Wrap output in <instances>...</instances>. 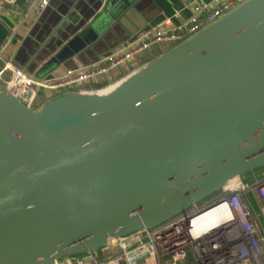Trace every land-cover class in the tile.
Wrapping results in <instances>:
<instances>
[{"label":"water","instance_id":"obj_1","mask_svg":"<svg viewBox=\"0 0 264 264\" xmlns=\"http://www.w3.org/2000/svg\"><path fill=\"white\" fill-rule=\"evenodd\" d=\"M35 1L12 8L25 12ZM141 2L51 0L42 19L53 8L57 24L89 12L42 52L52 56L86 24L52 63L96 50L100 38L129 29L127 19L136 22ZM44 58L25 72L42 81ZM42 93L23 100L9 73L0 75V264L101 260L264 176V0H242L102 88Z\"/></svg>","mask_w":264,"mask_h":264},{"label":"built area","instance_id":"obj_2","mask_svg":"<svg viewBox=\"0 0 264 264\" xmlns=\"http://www.w3.org/2000/svg\"><path fill=\"white\" fill-rule=\"evenodd\" d=\"M241 1H189L176 15L193 12L188 20L176 23L172 18L152 26L99 62L69 70L58 78L37 80L1 56L0 75L9 73L23 100H38L40 87L99 89L114 73L134 68L144 56L198 32ZM49 2L36 0L29 11L42 13ZM120 247L115 255L88 259L83 264H264V177L252 181L248 189L233 188L191 214L138 237L132 245L125 243Z\"/></svg>","mask_w":264,"mask_h":264},{"label":"crops","instance_id":"obj_3","mask_svg":"<svg viewBox=\"0 0 264 264\" xmlns=\"http://www.w3.org/2000/svg\"><path fill=\"white\" fill-rule=\"evenodd\" d=\"M26 1L27 0H14V2H11L9 4L0 2V56L6 60L12 61L15 65L22 68L24 71H26V68L31 67L32 63L38 62L40 57L41 59L45 57L44 59L46 60L38 63V65L40 66L38 70H36L37 72H41L43 70L42 74L45 76L43 80L45 81L61 77L65 75L67 71L73 69V67L82 68L83 66H85L84 62H90L94 58L105 54L108 50L111 49V47L121 42L122 37H127L128 35L133 38L135 35L141 33L147 28L165 22L168 19L172 18H174L176 23H181L188 20L193 14V12L185 11L180 14V17H176V15L182 10L184 3L193 0H142V8L140 11H137V17L134 18L136 22L127 19L126 24L129 29H124V31L119 30L117 34L113 32V34L111 35L110 33L105 36L104 39L100 38L98 42H102H100L99 44L97 42L95 44L97 48L96 50L90 51L91 48H87L86 50L80 52V55L75 56L72 51H65L66 62H59L61 64L56 65V63H52V60L54 59L53 57H55L61 51H64L63 49L67 41H70L73 37H75V35H77V33L84 27H86L87 24L83 28H80L77 31L71 33L70 37L63 41L57 52L47 58L45 56L47 55L45 54L46 52H42L45 45L50 41L49 39L52 36H57L59 30H61L62 33L59 35V37H57L58 40H62L60 38L62 36H69L68 34L70 33V31L85 18V14L89 11L88 9L81 7L80 9L76 10L75 15L71 16L72 18H63L61 21H59V24H57V17L59 16V13L53 8L50 10L45 19H42V15L44 12L40 13L36 10H28L22 12L12 8V6L21 7L26 3ZM72 1L77 4L81 0ZM196 1L209 2L211 0ZM14 12L16 13L14 14ZM20 17H22L21 20ZM48 25L51 26V30L49 31V37L46 38V34L44 32H47L46 27ZM62 26H65L67 29L62 28ZM42 36H45V39L40 42L39 38H41ZM81 41L84 40H80V43L78 42L77 45L75 43L76 49H81ZM51 44H54V42H52ZM80 49L77 51H80ZM156 53L157 52H153L149 55V57L153 56ZM27 58H29L28 65L25 67L22 65V61ZM143 58H145V56ZM147 58H145L144 60H146ZM46 66L48 67L45 68ZM125 71V69H121L120 71L114 73L112 76L106 78L103 85H107L110 82L118 79ZM45 98L46 93H42L40 94L38 101ZM137 240L138 237L130 240L129 242H127V244L132 245L133 242ZM120 248V246L114 247L107 251L105 255H115L120 251Z\"/></svg>","mask_w":264,"mask_h":264},{"label":"trees","instance_id":"obj_4","mask_svg":"<svg viewBox=\"0 0 264 264\" xmlns=\"http://www.w3.org/2000/svg\"><path fill=\"white\" fill-rule=\"evenodd\" d=\"M147 57H149V56H147ZM147 57H145V58H147ZM145 58L141 59V61H143ZM186 264H194V263L192 261H188Z\"/></svg>","mask_w":264,"mask_h":264},{"label":"rangeland","instance_id":"obj_5","mask_svg":"<svg viewBox=\"0 0 264 264\" xmlns=\"http://www.w3.org/2000/svg\"><path fill=\"white\" fill-rule=\"evenodd\" d=\"M261 177H264V176H261ZM186 264V263H185Z\"/></svg>","mask_w":264,"mask_h":264}]
</instances>
